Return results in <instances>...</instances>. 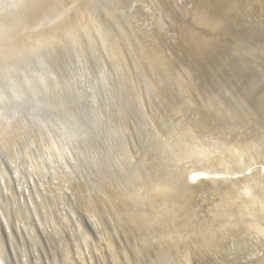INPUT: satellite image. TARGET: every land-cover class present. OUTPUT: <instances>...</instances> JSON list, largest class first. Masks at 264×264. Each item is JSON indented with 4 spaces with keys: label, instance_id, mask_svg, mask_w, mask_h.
I'll use <instances>...</instances> for the list:
<instances>
[{
    "label": "rangeland",
    "instance_id": "obj_1",
    "mask_svg": "<svg viewBox=\"0 0 264 264\" xmlns=\"http://www.w3.org/2000/svg\"><path fill=\"white\" fill-rule=\"evenodd\" d=\"M71 53L106 93L101 163L20 139L17 159L0 131V264H264V0L0 12V70Z\"/></svg>",
    "mask_w": 264,
    "mask_h": 264
},
{
    "label": "water",
    "instance_id": "obj_2",
    "mask_svg": "<svg viewBox=\"0 0 264 264\" xmlns=\"http://www.w3.org/2000/svg\"><path fill=\"white\" fill-rule=\"evenodd\" d=\"M22 1L0 0V12H16ZM77 57L75 53L56 61L47 57L50 69L45 72L37 63L24 62L4 65L0 70V131H8L17 138L12 144L17 159L23 152L20 139L32 143L30 147L36 152L43 147L53 160H57L56 150L70 148L76 172L85 174L94 164L101 163L99 153L90 144L94 143L97 149L106 134L96 114V107L104 101L106 93L103 84L95 81L93 63L79 64ZM40 72L45 74L38 78ZM11 123L15 125L11 127ZM0 157H5L1 145ZM43 162L47 166L48 162ZM195 180L186 178L188 183Z\"/></svg>",
    "mask_w": 264,
    "mask_h": 264
},
{
    "label": "bare ground",
    "instance_id": "obj_3",
    "mask_svg": "<svg viewBox=\"0 0 264 264\" xmlns=\"http://www.w3.org/2000/svg\"><path fill=\"white\" fill-rule=\"evenodd\" d=\"M46 33V32H45ZM118 45V44H117ZM81 60V59H80ZM79 62V61H78ZM82 64V63H81ZM60 154V153H59ZM62 166V165H61ZM14 172V171H13ZM196 173V172H195ZM198 172L195 174V175H190V176H188L187 178L188 179H193V180H195V179H198L199 177H200V175L198 174ZM105 175V174H104ZM16 177V176H15ZM18 177V176H17ZM46 177V176H45ZM100 177V176H99ZM62 178V177H61ZM93 179V178H92ZM90 180V179H89ZM22 181V180H21ZM28 181V180H27ZM2 186V185H1ZM49 186V185H48ZM52 189V188H51ZM54 193V192H53ZM66 193V192H65ZM52 194V193H51ZM41 196H42V194H41ZM54 196V195H53ZM64 197V196H63ZM31 204H33V202L31 203ZM68 204V203H67ZM49 205V204H48ZM70 205V204H69ZM75 205V204H74ZM88 205V204H87ZM18 207H20V206H18ZM58 207V206H57ZM74 207V206H73ZM76 207V206H75ZM76 212V211H75ZM27 216H25V218H26ZM22 218H23V216H22ZM71 218V217H70ZM2 220V219H1ZM52 221H53V219H52ZM85 221V220H84ZM3 222V221H2ZM54 222V221H53ZM32 223V222H31ZM42 223H44V222H42ZM3 224H5V223H3ZM53 224V223H52ZM73 224V223H72ZM32 225V224H31ZM74 225V224H73ZM8 226V225H7ZM34 226V225H33ZM61 227V226H60ZM83 227V226H82ZM31 228H32V226H31ZM30 228V229H31ZM8 229V228H7ZM64 230V229H63ZM31 231H33V230H31ZM29 232V231H28ZM28 232H27V234H28ZM77 233V232H76ZM34 234V233H33ZM7 235V234H6ZM82 236H83V234H82ZM32 238H33V236H32ZM30 241H34V240H32V239H30ZM35 242V241H34ZM71 242V241H70ZM80 242V241H79ZM66 244V243H65ZM70 246V245H69ZM68 249V248H67ZM82 249V248H81ZM37 250V249H36ZM54 254V253H53ZM16 256H18V255H16ZM7 259V258H6ZM50 260V259H49ZM6 262V261H5ZM61 262V261H60ZM28 264V263H27ZM85 264V263H84Z\"/></svg>",
    "mask_w": 264,
    "mask_h": 264
}]
</instances>
